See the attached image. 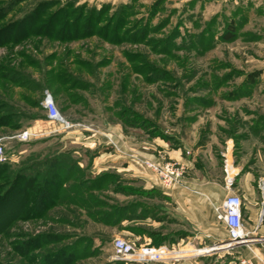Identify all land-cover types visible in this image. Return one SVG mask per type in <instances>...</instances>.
<instances>
[{
    "label": "rangeland",
    "instance_id": "1",
    "mask_svg": "<svg viewBox=\"0 0 264 264\" xmlns=\"http://www.w3.org/2000/svg\"><path fill=\"white\" fill-rule=\"evenodd\" d=\"M46 91L72 128L48 120ZM6 114L0 166L34 177L44 195L34 187L20 212H0V264H133L118 258L119 239L181 252L162 264H226L206 251L228 239L190 242L150 188L157 177L127 152L180 163L186 182L205 176L225 195L227 170L231 193L251 189L259 219L264 0H0ZM26 130L35 136L19 140ZM9 191L0 179V198ZM263 227L252 235L264 247Z\"/></svg>",
    "mask_w": 264,
    "mask_h": 264
},
{
    "label": "built area",
    "instance_id": "2",
    "mask_svg": "<svg viewBox=\"0 0 264 264\" xmlns=\"http://www.w3.org/2000/svg\"><path fill=\"white\" fill-rule=\"evenodd\" d=\"M42 106L46 111L48 120L58 123L64 129H70L71 125L61 114L58 109L53 95L46 91L44 94ZM35 136L30 131H23L18 135L19 140L25 141ZM107 144L119 150V140L112 135H107ZM127 158L131 159L141 167L151 171L157 177L159 183L165 191H173L177 186L182 185L186 179V168L184 165L177 162L169 161H156L149 158L144 153H139L134 149L127 152ZM7 161V156L4 151V146L0 141V163ZM226 186L228 190L226 198L223 200L222 205L217 209L219 219L224 223L228 231V240L226 243L214 247L218 250L231 252L242 247L251 249L252 245L262 243L260 239H254L252 232L249 231L245 225V204L240 194L231 193L233 189V178L226 170ZM259 190L261 192V208L259 222L264 220V179L259 183ZM117 253L118 258L125 260L127 263L133 264H162L173 260H178L180 251L175 250L174 247L169 245L151 246L145 245L143 247H136L124 240H117ZM253 253V258L242 257L238 260L237 264H263L258 262L259 257ZM182 258V257H181Z\"/></svg>",
    "mask_w": 264,
    "mask_h": 264
},
{
    "label": "crops",
    "instance_id": "3",
    "mask_svg": "<svg viewBox=\"0 0 264 264\" xmlns=\"http://www.w3.org/2000/svg\"><path fill=\"white\" fill-rule=\"evenodd\" d=\"M169 156H171V153H169ZM186 180L187 177L182 185L169 192L165 191L160 183L149 185L151 186L150 188L156 187L167 196L166 204L173 206L175 222H180L186 230H190L188 236L190 242L195 240L197 244L207 243L213 246L224 241L225 238L228 239V231L224 223L219 219L217 210L228 193L225 195L222 190L220 191L221 188L218 183L210 182V179L205 176L202 178H191L189 182H186ZM245 193V196L242 195L246 208L245 225L249 231L254 232L258 222V204L251 200L250 204L247 205L245 197H247L248 193L252 198L251 189H246ZM246 214H248V217ZM214 247L206 252L220 251V254H222L220 258H223L222 262H227L226 264H234V259L239 260L242 257L253 258L252 252L259 257L258 262L264 264V247L259 244L252 245L251 249L247 247L239 248L241 252H239L240 256L238 258L234 256L232 251L226 252ZM200 252L203 253L205 251L198 250L194 253L200 255ZM214 261L219 262V258H215ZM195 263L199 264L198 261Z\"/></svg>",
    "mask_w": 264,
    "mask_h": 264
},
{
    "label": "trees",
    "instance_id": "4",
    "mask_svg": "<svg viewBox=\"0 0 264 264\" xmlns=\"http://www.w3.org/2000/svg\"><path fill=\"white\" fill-rule=\"evenodd\" d=\"M230 34L233 35L232 32H230ZM4 126H11V118L8 114L0 117V127H4ZM106 150L109 151L110 148H107ZM63 166L64 165H62L61 168H63ZM5 173H7L8 177H4L3 179V174ZM67 176H68L67 179H65L64 182L62 181L61 182L62 184L60 183L61 186H63L67 182V180L71 178V176H74V173L73 175L72 173H68ZM0 179H2L6 185H9V190H10L5 198L3 199L0 198V205H1L0 212H2V210H5L4 215L7 213V211L9 213H11V211L20 212V210L24 209L25 204H27L28 201H30L28 197L29 194H31L32 188L37 187L39 191L43 190V187L41 188L38 186L37 179H35L34 177H28L25 176L24 174L12 173L10 171L9 164L0 166ZM41 194L44 195L43 191H41ZM39 197L41 198L40 199L41 201L43 202L47 201V199L44 198L43 196L40 195Z\"/></svg>",
    "mask_w": 264,
    "mask_h": 264
},
{
    "label": "bare ground",
    "instance_id": "5",
    "mask_svg": "<svg viewBox=\"0 0 264 264\" xmlns=\"http://www.w3.org/2000/svg\"><path fill=\"white\" fill-rule=\"evenodd\" d=\"M196 251H198V250H196ZM184 252V251H183ZM190 254V253H189ZM182 256V255H181ZM184 256V255H183ZM195 256V255H194Z\"/></svg>",
    "mask_w": 264,
    "mask_h": 264
}]
</instances>
